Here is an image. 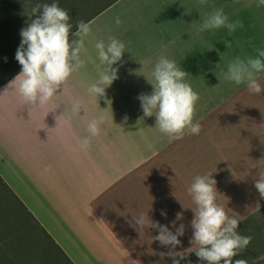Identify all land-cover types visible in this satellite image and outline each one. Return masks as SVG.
Masks as SVG:
<instances>
[{"label":"crops","instance_id":"1","mask_svg":"<svg viewBox=\"0 0 264 264\" xmlns=\"http://www.w3.org/2000/svg\"><path fill=\"white\" fill-rule=\"evenodd\" d=\"M53 2L69 13L70 42L77 39L72 33L79 20L90 22L92 33L81 57L85 66L47 104L33 107L10 84L22 67L15 55L21 30L36 18L31 8ZM256 3L0 0V181L72 264H172L169 248L154 239L157 229L132 226L133 215L140 213L173 232V222L183 224L176 251L194 250L196 205L187 189L197 175L212 173L217 203L240 224L264 207L254 187L264 171V92L256 95L246 84L224 79L237 56L255 57L264 48V6ZM218 8L244 27L231 34L226 28L199 32L203 18ZM109 35L126 50L112 66L118 78L97 102L87 89L106 66L97 68L94 45ZM161 54L188 73L186 82L199 94L193 117L202 126L199 135L169 142L155 115L143 114L138 96L152 93L145 75L152 78ZM258 82L264 87V73ZM78 100L87 111L82 107L72 115ZM101 115V134L85 150L80 140L89 135L88 121ZM69 116L71 127L64 124Z\"/></svg>","mask_w":264,"mask_h":264},{"label":"clouds","instance_id":"2","mask_svg":"<svg viewBox=\"0 0 264 264\" xmlns=\"http://www.w3.org/2000/svg\"><path fill=\"white\" fill-rule=\"evenodd\" d=\"M205 3L206 0H199L200 5ZM261 6H264V0H257L256 7ZM30 15L36 18L31 19L21 30L22 40L15 55L22 66L21 71L10 84L17 89L25 104L35 107L47 104L73 73L85 66V60L81 57L86 51L85 40L92 33V25L83 20L77 21L76 31L72 33L77 39L70 42L69 35L73 24L70 23L68 11L61 8L57 2L37 3L31 8ZM121 23V18L115 17V24L119 26ZM243 27L241 20H230L223 8H218L203 18L198 31L226 28L231 34ZM225 43L227 49L232 47L230 40H225ZM94 47L99 59L97 68L106 66L99 71L98 78L87 89L98 102V98L105 97L106 88L118 78V68L112 66L121 61L126 45L117 37L109 35L107 42L98 40ZM256 51L255 57L237 56L231 61L224 72V79L237 85L246 84L250 93L259 95L264 92V87L258 82L260 74L264 73V48H258ZM187 75L175 60L161 54L151 71L152 78L149 79L145 75L153 85L152 93H141L138 96L144 116L155 115L156 127L168 137L169 142L182 139L186 134L199 135L202 130L199 122L193 123L195 106L200 97L186 82ZM82 107L86 112L85 103L82 100L75 101L71 114L79 115ZM104 122L103 115L88 121L89 135L80 140L83 149L91 147L92 138L101 134ZM64 124L71 127V116L64 120ZM254 187L259 197L264 199V171L259 173L258 179H254ZM187 191L196 205L192 208L194 218L191 221V243L196 246L194 250L176 251L177 246L181 244L178 237L183 236L185 232L183 224L177 227L173 222L172 226L176 229L173 232L167 225L140 213L133 215L132 226H138L139 229H157L158 235L154 239L161 246L169 248L168 255L172 258V264H180V261L193 251L199 260L206 264H249L246 259L234 257L240 256L248 248L253 237L241 235L238 231L239 218L230 216L225 208L217 203L218 191L212 173L197 175ZM161 215L166 217L167 214L162 210ZM261 261H264V254L258 255L252 264H260Z\"/></svg>","mask_w":264,"mask_h":264},{"label":"rangeland","instance_id":"3","mask_svg":"<svg viewBox=\"0 0 264 264\" xmlns=\"http://www.w3.org/2000/svg\"><path fill=\"white\" fill-rule=\"evenodd\" d=\"M238 231L253 239L234 259L243 258L252 264L258 255L264 254V207L239 224ZM189 261L191 264L206 263L196 254L182 264ZM0 264H72L1 181Z\"/></svg>","mask_w":264,"mask_h":264},{"label":"trees","instance_id":"4","mask_svg":"<svg viewBox=\"0 0 264 264\" xmlns=\"http://www.w3.org/2000/svg\"><path fill=\"white\" fill-rule=\"evenodd\" d=\"M22 206H23V204H22ZM23 208L28 212V210L25 208V206H23ZM30 215H31V213L30 212H28ZM31 217H32V215H31ZM33 218V217H32ZM34 219V218H33ZM35 220V219H34ZM36 221V220H35ZM38 224V223H37ZM39 225V224H38ZM47 235V234H46ZM48 236V235H47ZM49 237V236H48ZM50 238V237H49ZM52 240V239H51ZM53 241V240H52ZM62 251V250H61ZM62 254L63 255H65L64 253H63V251H62ZM67 257V256H66ZM68 259V258H67ZM69 260V259H68ZM70 261V260H69ZM71 262V261H70Z\"/></svg>","mask_w":264,"mask_h":264}]
</instances>
